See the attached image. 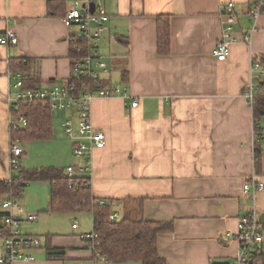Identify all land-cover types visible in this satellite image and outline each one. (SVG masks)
Returning <instances> with one entry per match:
<instances>
[{
    "label": "crops",
    "instance_id": "crops-1",
    "mask_svg": "<svg viewBox=\"0 0 264 264\" xmlns=\"http://www.w3.org/2000/svg\"><path fill=\"white\" fill-rule=\"evenodd\" d=\"M93 3L108 15L97 45L109 69L101 77L122 95L91 102V123L106 137L105 146L91 153L92 198L105 201L111 214L121 216L137 204L146 221L172 223L171 232L157 236L166 264L233 262L239 219L254 208L264 226V190L256 191L253 201L251 193L243 192L244 184H264V142L253 138L256 124L245 97L251 61L264 55V15L249 16L250 0ZM226 3H233L237 14L236 42L226 61L219 62L213 51L221 34L220 8ZM71 8L72 0H0V37L9 30L18 39L15 46L0 45V182L16 175L9 167L8 98L15 93L10 60L27 61V74L40 82L34 88L70 79V52L80 44L77 30L62 22ZM159 17L169 22L166 55L158 54ZM133 101L136 108L130 107ZM51 114L52 138L18 144L21 168L66 169L79 163L62 128L64 119L75 118V113ZM23 143L28 153L20 147ZM256 144L261 149L258 171ZM49 189L48 182H29L14 198L25 211L22 231L41 244L30 251L34 261L20 264H97L83 239L89 230L84 222L89 219L94 228L92 211L49 212ZM27 215L36 220L28 222ZM58 222L67 224L66 229ZM1 246L2 238L0 253ZM48 247L63 250L64 257L48 258Z\"/></svg>",
    "mask_w": 264,
    "mask_h": 264
},
{
    "label": "built area",
    "instance_id": "built-area-1",
    "mask_svg": "<svg viewBox=\"0 0 264 264\" xmlns=\"http://www.w3.org/2000/svg\"><path fill=\"white\" fill-rule=\"evenodd\" d=\"M94 0H72V8L62 17L63 24L68 28L76 29L79 45L73 48V64L71 78L47 88H24L22 75L16 73L12 76V88L14 96L8 98L10 114L16 110L18 103L34 104L39 103L44 110L49 112H74L75 118H66L62 122L65 136L71 141L72 155L79 161L77 165L68 166L65 175L68 178V187L74 185V178L80 179L85 188L90 190L91 153L94 149H102L105 146L106 137L102 131L95 129L90 120L91 102L95 97L109 98L120 96L122 92L118 86H108L101 75L109 73L108 66L101 59L97 52V45L108 22V15L100 5H95ZM94 6L89 11V5ZM85 5V8H82ZM248 14L256 19L264 15V0H250ZM220 39L213 51V56L219 62L226 61L230 47L235 43L233 37L237 21V14L233 3H226L220 8ZM246 34L243 41H249ZM17 37L12 31H7L0 37V45L15 46ZM264 84V68L257 62L251 61L250 82L246 89L245 97L248 105L252 108L254 95ZM124 96V95H123ZM138 106L137 101L130 103L131 108ZM27 126L24 115L18 114L13 120L10 117V133L19 128ZM254 140L264 142V124H256L254 128ZM9 167L16 172L20 167L19 158L22 154L18 144H11ZM7 182H10L7 181ZM264 184L250 182L243 185V192L250 194L254 200L256 191H263ZM105 201L98 200L94 206H104ZM4 214V215H2ZM25 211L14 198L9 197L0 204V222L3 225L6 235L2 238L0 253V264H20L34 261L30 251L40 248V240L33 235L25 234L22 231L21 223ZM120 219L118 213L109 216V222L114 223ZM26 220L30 223L36 220L35 215H27ZM77 224L72 229H77ZM94 228L91 232L85 233L83 239L92 252V258L97 264H112L105 256L101 255L100 243ZM238 254L233 262L226 264H254L252 255L261 253L264 240V226L261 224L254 208L239 219L237 234Z\"/></svg>",
    "mask_w": 264,
    "mask_h": 264
},
{
    "label": "trees",
    "instance_id": "trees-1",
    "mask_svg": "<svg viewBox=\"0 0 264 264\" xmlns=\"http://www.w3.org/2000/svg\"><path fill=\"white\" fill-rule=\"evenodd\" d=\"M49 6V4H48ZM157 46L158 54L166 55L169 52V22L167 17L158 18ZM80 43V40L77 42ZM73 48L70 56L73 57ZM264 67V55L253 58ZM26 62L21 59L10 60V71L13 74H22L24 88H34L39 81L33 75L27 74ZM30 62V61H28ZM252 113L255 124L264 121V84L254 95ZM18 114L24 115L27 126L10 133L11 144L30 141H44L52 138V114L44 110L39 103H18L16 110L11 113L15 120ZM256 144L254 149V165L256 171L261 165V149ZM45 181L50 185L49 212L68 213L73 211H92L94 230L100 243L99 251L112 264H125L135 262L138 264H166L164 258L158 253L157 236L172 231V223H159L146 221L143 218L141 205L123 211L120 219L114 223L109 222L110 206H94L95 200L88 188H85L80 179L74 178V185L68 187V178L65 169L40 168L24 169L19 167L16 175L10 182H0V204L7 198L18 199L29 182ZM4 215V214H2ZM6 231L0 222V238ZM63 250L47 248L48 258L59 259L64 256ZM261 253H254V264Z\"/></svg>",
    "mask_w": 264,
    "mask_h": 264
},
{
    "label": "rangeland",
    "instance_id": "rangeland-1",
    "mask_svg": "<svg viewBox=\"0 0 264 264\" xmlns=\"http://www.w3.org/2000/svg\"><path fill=\"white\" fill-rule=\"evenodd\" d=\"M20 147H21L22 149H24L25 152L28 153L27 145H25V143L20 144ZM119 216H120V215H119ZM72 217H74V216H72ZM85 217H86V216H85ZM88 218H89V217H86V219H88ZM72 219H73V218H72ZM72 219H71V220H72ZM71 220L68 221V224H69V225L71 224ZM74 223H76V222H74ZM84 223H85V227L89 229L86 233L91 232V231H92V224H91L90 220L88 219V221L86 220ZM58 224H59L61 230L66 229V227H67V224L60 223V222H58ZM76 224H77V223H76ZM82 226H83V225H82ZM83 227H84V226H83ZM22 230H24V229H22ZM261 254H262V255L259 256V257L257 258V262H256L255 264H264V240H263V244H262ZM125 264H138V263H135V262H129V263H125Z\"/></svg>",
    "mask_w": 264,
    "mask_h": 264
},
{
    "label": "water",
    "instance_id": "water-1",
    "mask_svg": "<svg viewBox=\"0 0 264 264\" xmlns=\"http://www.w3.org/2000/svg\"><path fill=\"white\" fill-rule=\"evenodd\" d=\"M93 6L91 5V10H92Z\"/></svg>",
    "mask_w": 264,
    "mask_h": 264
}]
</instances>
